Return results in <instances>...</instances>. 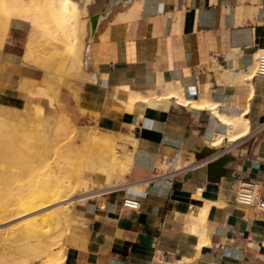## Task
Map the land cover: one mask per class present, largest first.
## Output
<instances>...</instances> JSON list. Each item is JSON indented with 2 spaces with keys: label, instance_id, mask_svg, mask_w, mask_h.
Segmentation results:
<instances>
[{
  "label": "crops",
  "instance_id": "crops-1",
  "mask_svg": "<svg viewBox=\"0 0 264 264\" xmlns=\"http://www.w3.org/2000/svg\"><path fill=\"white\" fill-rule=\"evenodd\" d=\"M74 1L81 62L68 58L60 74V51L57 69L33 54L32 25L47 38L50 23L35 16L11 22L17 43L0 55L5 88L44 72L79 76L73 109L85 128L115 137L124 163L94 171L64 264H264V212L239 202L245 183L264 199V76L252 73L264 0ZM206 148L216 152L198 159Z\"/></svg>",
  "mask_w": 264,
  "mask_h": 264
},
{
  "label": "rangeland",
  "instance_id": "rangeland-1",
  "mask_svg": "<svg viewBox=\"0 0 264 264\" xmlns=\"http://www.w3.org/2000/svg\"><path fill=\"white\" fill-rule=\"evenodd\" d=\"M61 2L62 0H53V5L60 7ZM20 3V6H24L28 3V0H23ZM39 14L40 13L37 11L36 14H30L26 17L23 16L20 20L29 21L31 23L30 18L34 19L35 16L39 23L43 22L45 20L44 18L47 17H41ZM13 28V24L9 22L8 31L3 37V43L0 41V55L6 45L9 43H17L15 37L16 32ZM32 29L31 40L27 48L30 46L33 54L34 52L35 54L38 53L37 55L42 60L49 62L58 55L60 44L51 41L49 38L43 37L44 35L37 31L33 25ZM44 73L45 78L41 83L24 82L22 84L20 82L7 88L3 87L4 85L0 83V121L2 122L4 120V122L8 123V126L10 123L13 124V126H11L12 131L7 130V133L10 134L14 132L13 128L15 125L20 126V124H22L27 131L32 130L29 140L24 141L22 144L24 147L21 146L20 148L22 151L24 148V157L14 161L16 166H9L4 161L1 162L0 160V179L5 178L9 180L5 184H0V205H6L3 210L7 211L0 217V244L1 242H5L4 246L3 244L0 245V264H22L21 258L23 255L19 252V249L23 250L33 240L28 237L20 239L23 236H27L26 226L34 222L39 224L43 233H49L51 231L50 224L57 215H67V218L70 216L69 220L67 219L69 231L66 232L63 237L64 239L58 244L60 246L58 247L57 245L56 248L54 247L53 251L56 253L57 249L60 248L66 250L68 238L72 230L71 218L76 206L81 202V198L98 188V185L93 181L94 171L99 165L96 160L99 155L105 156V151L104 149L102 150L99 145H95L91 142L93 136L90 138V135H93L91 134L92 132H101L96 129L85 128L86 124L82 122V111L73 109V103L76 106L79 101V88L73 86V80L79 76H75L69 72L62 77L53 79L50 74L47 72ZM58 73L63 74L65 71L64 69L59 70ZM5 89H9V92H4L6 91ZM60 125L68 128L70 127L74 132L71 136L84 137L85 148L83 151L87 153V157L82 162V178L85 180V183L89 181L88 184L86 183L89 189L84 188V186L87 187L86 184H84V186L83 184L78 185L81 186V189L76 186L77 184L75 183L76 185L73 191L71 190L70 194L68 193L65 200H55L47 208H43L45 206L33 209L27 208L24 206V203L31 197L30 195L34 192L33 189L41 190L49 187L54 181L62 182L63 180L65 181V178L67 179L62 165L60 164L62 159H60L58 153L64 142L59 145L61 146L60 148L58 147L59 149H55L54 153L44 156L41 155V157L37 156L44 153L36 143L41 132L47 137H50L54 134V130ZM111 137L115 142V137ZM28 146L35 150L28 149ZM105 147L108 146L105 145ZM115 148L116 145H114L113 152L117 157H120ZM70 149H72V153L76 150L75 147L74 150L72 147H70ZM119 161L122 163L120 158ZM24 162L25 164L29 163V166L31 165L30 168L28 167L29 169L27 165L23 164ZM112 167L115 168L116 172L121 171L120 166L114 164ZM64 181L62 183H64ZM11 248H15L16 251H18L16 252ZM63 256L65 258L64 252ZM64 258L61 264H64ZM38 263L39 261L37 260L32 262V264Z\"/></svg>",
  "mask_w": 264,
  "mask_h": 264
},
{
  "label": "bare ground",
  "instance_id": "bare-ground-1",
  "mask_svg": "<svg viewBox=\"0 0 264 264\" xmlns=\"http://www.w3.org/2000/svg\"><path fill=\"white\" fill-rule=\"evenodd\" d=\"M22 1L23 0H0V41L1 43H3V37L8 31L9 22H12L13 20H16V19L18 20V18H22L23 16L26 17L27 15L29 16L30 14H36L38 11L41 17L46 16L47 18L50 19V23L48 25L43 24L41 26L42 32L51 41L57 42L58 44H60L59 51L61 53V57L59 59L61 62L60 63L61 68L59 70H63L68 58H71L76 63H78L79 61L81 62V57H82L81 51L83 48V45L81 44V36L83 35L84 30L81 25L77 24L78 10H77L75 1L74 0H62L60 10H55L51 8V0H30V3H27L24 6L23 5L20 6L21 5L20 2ZM133 10H136V9L133 8ZM130 12H133V11H130ZM125 19H128V18H125ZM84 29H86V27H84ZM263 55H264V52L262 53L260 52L255 56L254 58L255 61L253 62L254 65L252 66L253 75H257V69L259 66V58ZM53 61L54 59L50 61L51 64L53 63ZM54 64H56L55 61H54ZM58 64H56V66L59 68L60 66H58ZM52 66H55V65L52 64ZM56 66L55 68L57 69ZM227 121L228 119L225 120L226 123ZM240 123H241L240 121L235 120L230 125L234 129L235 127H237L238 124L240 126ZM11 126H13V124L10 123V125L8 126V123L4 122V120L2 122L0 121V160L1 162L4 161L9 166H16L14 161L19 160V158L24 157L23 155L24 148H23V151L20 148L24 141L29 140V136L32 133V130L27 131L26 129H24L23 125L20 124V126L15 125V127L13 128L14 132H11L9 134L7 133V130L12 131ZM248 126L245 129L246 132H248L249 130ZM73 133L74 132L70 127L68 128L63 125H60L54 130V134L52 133L53 135L51 136L53 137L51 136L47 137L43 132H41L40 136L37 138L36 143L38 144L40 149L44 151V153L37 155L39 157H41V155L44 156L46 154L50 155V153H54L55 149L56 148L59 149L61 147L59 145L64 142V144H62V147L59 149L58 153H59L60 159H62V162L60 164L62 165L64 173L67 176V179L65 178V181L62 179L64 183H62L63 181L62 182L54 181L49 187H46L41 190L33 189L34 192L31 191L32 192V194L30 195L31 197L28 199L27 202L24 203L25 207L33 209L36 207L45 206L43 208H47L55 200H58V199L65 200L68 193L70 194V191L71 190L73 191V188L76 184H77L76 186L81 185V184H83L84 186V184L86 183L88 184L89 181L85 183V180H83L82 178V175H83L82 162L87 157V153L83 151V149L85 148L84 147L85 140L83 136L81 137L71 136ZM91 134H93V135H90V138L93 136V138H91L92 139L91 142L94 143L95 145L96 144L99 145L100 148L102 150L104 149L105 151L104 152L105 156L99 155L97 157V160H96L97 164H102L106 162L109 163L110 170L108 173H111V174L116 172L115 168L112 167V165L114 164L117 166H120L122 170L124 168L123 167L124 163L122 165V163H120L119 161V157H117L115 153L113 152L115 142L113 141L110 134L109 133L104 134V133H98V132L96 133L92 132ZM230 138L232 137L230 136ZM218 144L219 143H216V146ZM105 145L108 147H105ZM70 147H72L73 150L75 147L76 150H74L72 153L71 152L72 149H70ZM29 148L31 150L34 149L28 146V149ZM207 151L210 152V155L216 152V150L206 148L204 149V152H203L204 156L198 155L197 158L198 159L205 158L207 156L205 155ZM23 164H25V162ZM28 164L29 163L25 165H27V168L28 167L30 168L31 165L29 166ZM123 171H125V168ZM8 181H9L8 179L2 178L0 179V184H5ZM78 187L81 188V186H78ZM84 188L89 189L88 186L87 187L84 186ZM5 207L6 205H0V217L7 212L3 210ZM69 218L70 216H68L67 218V215H59V216L57 215L50 224L51 231L49 233H43L42 228H40L39 224H36L34 222L27 225L26 226L27 236H23L20 239H24L28 237L29 239L32 238L33 240L23 250L19 249V252L23 255V257L21 258L22 264H32V262L35 260L39 261L38 264H61V261H63V258H64L63 256L64 249L63 248L57 249L56 253L53 251V249L54 247L56 248L58 244H60L61 240L64 239L63 237L65 236L66 232L69 231V228L67 225V219L69 220ZM1 244H3L4 246L5 242H1ZM59 246L60 245H58V247ZM11 249L16 251L15 248H11Z\"/></svg>",
  "mask_w": 264,
  "mask_h": 264
},
{
  "label": "built area",
  "instance_id": "built-area-1",
  "mask_svg": "<svg viewBox=\"0 0 264 264\" xmlns=\"http://www.w3.org/2000/svg\"><path fill=\"white\" fill-rule=\"evenodd\" d=\"M257 75L264 76V55L259 58V66ZM239 202L248 206H255L264 212V199L259 195V191L255 184L245 183L241 190ZM133 208H137L136 203H127Z\"/></svg>",
  "mask_w": 264,
  "mask_h": 264
},
{
  "label": "water",
  "instance_id": "water-1",
  "mask_svg": "<svg viewBox=\"0 0 264 264\" xmlns=\"http://www.w3.org/2000/svg\"><path fill=\"white\" fill-rule=\"evenodd\" d=\"M202 153V152H201ZM198 155H201V154H198ZM197 155V156H198ZM225 157H221L219 160H217L216 162L212 163V164H209L208 168L211 169V170H214L216 167H218L219 165H221V163L223 161H225Z\"/></svg>",
  "mask_w": 264,
  "mask_h": 264
}]
</instances>
